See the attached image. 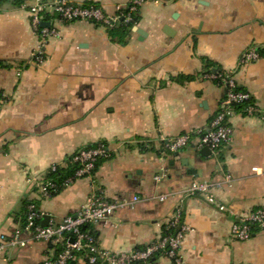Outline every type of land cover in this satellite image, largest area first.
Returning <instances> with one entry per match:
<instances>
[{"label":"crops","instance_id":"obj_1","mask_svg":"<svg viewBox=\"0 0 264 264\" xmlns=\"http://www.w3.org/2000/svg\"><path fill=\"white\" fill-rule=\"evenodd\" d=\"M19 1L0 3V235L22 227L28 200L36 201L42 224L58 223L103 191L110 199L140 197L91 227L105 249L130 253L157 242L180 208L190 227L185 264H264V231L246 241L231 235L237 217L264 204V0H149L124 42L101 24L54 15L49 21L60 37L49 41L42 63L33 57L40 38L29 6L36 0ZM74 1L116 17L131 0ZM251 49L260 57L243 63ZM221 70L258 111L235 115L230 142L202 154L194 135L209 127L226 95L208 76ZM183 134L194 138L171 153L167 143ZM99 143L110 156L93 177L51 198L35 190L53 165ZM204 181L226 209L187 194ZM54 254L45 241L8 243L0 264H44ZM152 264L171 261L161 255Z\"/></svg>","mask_w":264,"mask_h":264},{"label":"built area","instance_id":"obj_2","mask_svg":"<svg viewBox=\"0 0 264 264\" xmlns=\"http://www.w3.org/2000/svg\"><path fill=\"white\" fill-rule=\"evenodd\" d=\"M149 0H131L116 17H107L102 10L94 5H86L74 0H36L29 6L31 24L40 38V45L33 52V57L38 63L45 61V48L53 38L60 37V31L50 21L45 20L46 14H56L63 21H89L99 23L107 29L114 27L121 19L125 22L133 21V15L137 14L143 4ZM128 10L125 12V10ZM124 15V16H123ZM49 22V25L44 23ZM258 50L251 49L242 56V62L247 63L258 59ZM217 79L219 76L208 74ZM222 85L226 88V95L221 100L219 108L207 129L198 130L195 133L198 148H208L212 153L218 152L221 147L230 142L233 135L232 118L237 114L252 116L258 109L253 102L252 95L245 90L237 89V82L232 73L221 76ZM240 106L242 108L238 109ZM193 136V138H194ZM192 135L183 134L167 143L171 153H177L192 141ZM146 146H148L146 144ZM109 156V150L101 144L97 147L80 150L73 158L81 167L76 172V178H70L64 186L68 187L74 181L82 177H93L96 163L100 158ZM52 170H57V164ZM161 176H156L160 180ZM34 187L43 198L53 197L56 185L44 181V177L34 181ZM214 184L210 182H195L187 190L188 195H201L210 203L218 204L220 210L226 209L223 204L217 203L213 192ZM161 199H165L164 196ZM138 195L124 196L121 199H110L103 191L94 193L86 205L75 215H69L61 222H49L42 224L43 214L36 203L31 202L27 206L26 222L24 227L17 229L10 238L5 234L0 235V251L6 245L26 246L31 240L45 241L55 248V254L47 257L44 264H72L82 257L87 264H152L151 257L158 251H163L171 264H185L181 256V248L190 227L182 222L180 208H177L171 219L167 222V229L175 228V233H167L157 242L149 245L143 251L130 253L114 252L103 248L98 238L90 232V227L108 219L120 209L134 207L139 202ZM256 230L264 231V204L258 209L246 215L237 217L231 228V235L239 240H249ZM24 233L30 234V239L22 238Z\"/></svg>","mask_w":264,"mask_h":264},{"label":"trees","instance_id":"obj_3","mask_svg":"<svg viewBox=\"0 0 264 264\" xmlns=\"http://www.w3.org/2000/svg\"><path fill=\"white\" fill-rule=\"evenodd\" d=\"M2 2H11V3H14L16 5H21V1L19 0H0V3ZM128 10L126 9L125 12H127ZM54 15L56 14H46L45 15V20L49 21L51 19V17H53ZM124 16V15H123ZM133 21L131 22H125V19H121L119 21L118 24H116L114 27L112 28H108V32L111 36V38L115 41H119V42H124V39L125 37L132 31V28L133 26L138 22L139 20V16H138V13L137 14H134L133 15ZM99 24V23H97ZM211 72V71H209ZM219 78H217L218 82L220 84H222V78L221 76H225L227 73H225L224 71H219L216 73ZM237 89H242V87H240L239 85L237 86ZM1 95V94H0ZM0 99H1V96H0ZM242 108V106H240L238 109ZM105 145L104 143H99V144H95V145H91V146H86V147H83L81 148L80 150L82 149H85V148H92V147H97L99 145ZM106 147V146H105ZM78 150L76 153H74L70 158H69V161L67 163V165H59L57 164V170H52V168H50L47 172V174L44 176V181L46 182H52L56 185V190L53 191V196L59 194L61 191H63L66 186H64V183L70 179V178H76V172L77 170L81 167V165L77 162H74L73 161V158L74 156L80 151ZM109 156H110V152H109ZM108 156V157H109ZM106 157V158H108ZM106 158H100L97 163H96V167H95V170H94V174L96 173L99 165L101 164V162L106 159ZM93 174V175H94ZM35 190H37L35 188ZM31 202H34L36 203L35 200H28L26 202V205H25V218H24V222H23V225L22 227H24L25 225V222H26V214H27V206L29 203ZM37 205V204H36ZM90 232L93 233L95 236L97 235L96 233H94V231L91 229L90 227ZM175 228H171V229H167V224L163 226V235L161 237H163L165 234L167 233H175ZM97 237V236H96ZM151 245V244H150ZM149 245L143 247V248H139L137 249L136 251H143L145 250ZM163 255V251H158L156 252L152 257H151V262L153 263L156 258H158L159 256ZM100 264V263H99Z\"/></svg>","mask_w":264,"mask_h":264},{"label":"water","instance_id":"obj_4","mask_svg":"<svg viewBox=\"0 0 264 264\" xmlns=\"http://www.w3.org/2000/svg\"><path fill=\"white\" fill-rule=\"evenodd\" d=\"M44 24H46V25H49V22H46V23H44ZM135 31H137L138 33H143V31L140 29V28H138V27H136L135 28ZM211 151L208 149V148H203V150H202V154L203 153H210ZM43 225H47V223H43Z\"/></svg>","mask_w":264,"mask_h":264}]
</instances>
